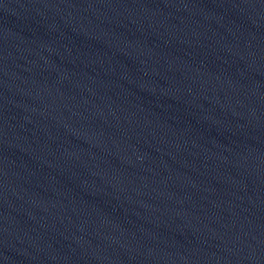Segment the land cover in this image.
Here are the masks:
<instances>
[{"label":"water","instance_id":"1","mask_svg":"<svg viewBox=\"0 0 264 264\" xmlns=\"http://www.w3.org/2000/svg\"><path fill=\"white\" fill-rule=\"evenodd\" d=\"M0 264H264V0H0Z\"/></svg>","mask_w":264,"mask_h":264}]
</instances>
